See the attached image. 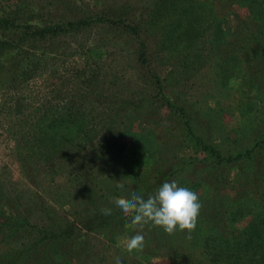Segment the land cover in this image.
I'll return each mask as SVG.
<instances>
[{
    "label": "rangeland",
    "instance_id": "rangeland-1",
    "mask_svg": "<svg viewBox=\"0 0 264 264\" xmlns=\"http://www.w3.org/2000/svg\"><path fill=\"white\" fill-rule=\"evenodd\" d=\"M2 21L12 26L0 29V40L15 48L0 54V217L16 211L33 231L24 241L1 229L0 263L21 242L29 245L37 230L67 223L81 229L87 217L110 216L102 214L105 208L113 215L114 198L142 188L168 162L201 158L197 139L221 155L244 150L255 136L252 119H264V89L242 73L259 59L264 69V57L246 49L248 31L264 47V0H0ZM78 21L84 23L63 27ZM55 25L61 26L55 34L33 35ZM139 45L143 65L133 54ZM235 172L221 185L192 188L202 207L223 215L220 228L199 218L194 231L177 230L172 243L157 226L159 236L147 240L144 227L121 228L111 237L95 228L80 237L88 253L57 264L237 258L259 195L235 196ZM137 232L144 247L128 252L124 242Z\"/></svg>",
    "mask_w": 264,
    "mask_h": 264
},
{
    "label": "trees",
    "instance_id": "trees-1",
    "mask_svg": "<svg viewBox=\"0 0 264 264\" xmlns=\"http://www.w3.org/2000/svg\"><path fill=\"white\" fill-rule=\"evenodd\" d=\"M97 21L104 22L103 20ZM83 23V21L65 23L63 27H74L77 26L76 24ZM244 25H246V22H244ZM10 26H12V23L8 21L0 22V29H7ZM249 26L247 23L245 29L248 30ZM60 30L61 26L59 25L47 26L33 31V35L42 38L44 35L55 34ZM132 30L128 28L126 33L131 32L134 35L135 33ZM246 34L249 40L246 49H249L248 51H254L259 58L264 57L262 40H258L250 31ZM25 37L24 33H22L21 36L16 38V41L21 43ZM14 48L15 45L12 43L0 40V54L10 53ZM133 54L137 63L141 65L145 64V51L141 45L133 51ZM259 60L257 61L258 66H244L242 73L251 76L258 89H264V69H261V61ZM251 124H254V127H252V131L250 130V134L255 136L244 150L235 151L233 154L226 152L225 155H221L213 145L204 142L201 138L197 139L194 141L193 146L196 151L203 154L201 158L180 157L174 159L168 162L160 175L155 177V179L153 178L152 181L146 182L142 188H137V191H134L144 199H147L164 182H171L173 180L178 185L187 186L191 190L195 186L208 185L209 183L215 184L217 182V184L220 183L219 185H221V183L228 180L230 170L235 169L236 172L233 174L234 178H232L235 196L244 190L247 193H252L253 196L259 195V207L258 212L254 215L255 220H251L247 228L243 231L244 239L241 240L243 244L240 242L239 248L236 249V252H239L241 255L235 258L236 256L234 257V255L228 254V257H225V264H264V119L260 116L258 118L256 117L252 119ZM176 166L180 167L181 170H175ZM183 169L187 170L184 171L185 174L183 173ZM198 171L202 172V178H198ZM143 177L148 178L145 175ZM130 195L128 194L126 198H130ZM0 199H2V196ZM13 203L17 204V202ZM226 204L227 199H225ZM216 213L217 207L206 205L201 208V216H198L197 221L202 219L210 223L214 228H220L223 215ZM130 220L131 217L123 216L122 211L118 208L110 216L105 217L101 215L100 217L93 216L85 218V222L81 224V229L77 228L74 224L67 223L58 228L45 227L42 230H37L38 234L36 237L29 245L25 246L24 241L27 240L28 233L33 231V227L28 225V220L25 216H21L16 211L12 212L6 217H0V231L1 229H7L10 235L17 239H23L24 241L21 242L23 248L10 253L7 256L8 260L0 264H57L66 258L77 257L79 253H88V249L84 248L83 240L80 239L87 232H91L95 228H106L105 235L110 234L109 236L111 237L115 231L121 228L130 229ZM155 228L156 226H153L151 223L144 226L143 233L147 237L145 240L149 237L155 238L159 236V231H156ZM83 230H85V233L82 234ZM25 234L26 236L24 237ZM176 236L179 235L174 233L168 235L165 239L166 243H172L176 239ZM227 236H230V234L225 232V238ZM182 237L183 235L180 236V238ZM227 241L226 239L225 245ZM225 251L227 252L226 246ZM36 252H39L40 255L37 253L34 256Z\"/></svg>",
    "mask_w": 264,
    "mask_h": 264
},
{
    "label": "clouds",
    "instance_id": "clouds-1",
    "mask_svg": "<svg viewBox=\"0 0 264 264\" xmlns=\"http://www.w3.org/2000/svg\"><path fill=\"white\" fill-rule=\"evenodd\" d=\"M117 188L124 185L117 182ZM114 204L122 211L123 216L131 217L130 226L142 230L146 224L161 227L165 233L171 235L177 230L191 233L194 231L202 207L198 194L176 181L164 182L154 194L144 199L140 194L132 192L130 198H114ZM102 214L111 215V209H102ZM144 235L137 232L124 242L128 252L140 251L144 247ZM115 264H121L117 257Z\"/></svg>",
    "mask_w": 264,
    "mask_h": 264
}]
</instances>
